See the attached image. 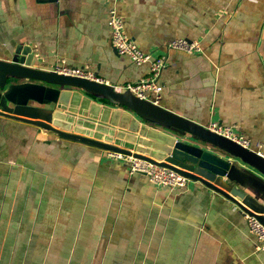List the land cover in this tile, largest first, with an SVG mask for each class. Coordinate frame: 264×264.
Wrapping results in <instances>:
<instances>
[{
	"label": "crops",
	"instance_id": "crops-1",
	"mask_svg": "<svg viewBox=\"0 0 264 264\" xmlns=\"http://www.w3.org/2000/svg\"><path fill=\"white\" fill-rule=\"evenodd\" d=\"M113 6L142 50L168 57L160 106L264 144V0H0V59L79 67L115 87L138 82L150 65L112 46ZM175 38L202 51L170 49ZM34 97L19 116L40 118ZM164 130L230 161L226 178L264 199L262 170ZM105 151L0 115V264H264L235 202L198 180L155 185Z\"/></svg>",
	"mask_w": 264,
	"mask_h": 264
},
{
	"label": "water",
	"instance_id": "water-1",
	"mask_svg": "<svg viewBox=\"0 0 264 264\" xmlns=\"http://www.w3.org/2000/svg\"><path fill=\"white\" fill-rule=\"evenodd\" d=\"M37 82L42 83L38 96L45 104L33 107L40 118H23L16 112L35 98ZM0 115L35 124L63 139L172 168L220 192L264 223L263 198L229 181L228 172L220 176L225 185L200 175L195 169L196 160L180 148L182 141L164 128L198 137L263 173L264 157L159 104L118 91L111 84L44 70L33 66L26 56L0 59Z\"/></svg>",
	"mask_w": 264,
	"mask_h": 264
},
{
	"label": "built area",
	"instance_id": "built-area-1",
	"mask_svg": "<svg viewBox=\"0 0 264 264\" xmlns=\"http://www.w3.org/2000/svg\"><path fill=\"white\" fill-rule=\"evenodd\" d=\"M108 24L111 29V44L118 54L129 56L137 65L146 63L150 65L149 74L138 82H130L120 87H114L118 91H128L140 99L159 104L163 91L160 77L163 69L168 64V57L142 50L136 41L126 32L124 18L116 6L111 7L109 10ZM168 46L170 49L181 50L189 54L202 51V46L199 41L189 40L187 38H175L169 42ZM52 71L63 75L106 83L95 72L79 67L56 65ZM206 127L264 157V144L262 142L253 143L250 138L240 133L235 125H223L218 121H212ZM105 153L109 160L127 162L131 174H144L152 183L158 186L182 189L187 188L192 181L184 174L172 168L160 166L145 159L110 150H106ZM243 214L247 220L250 233L256 239V250L264 251V223L254 214L246 211H243Z\"/></svg>",
	"mask_w": 264,
	"mask_h": 264
},
{
	"label": "trees",
	"instance_id": "trees-1",
	"mask_svg": "<svg viewBox=\"0 0 264 264\" xmlns=\"http://www.w3.org/2000/svg\"><path fill=\"white\" fill-rule=\"evenodd\" d=\"M180 148L196 160L195 169L200 175L225 185L220 176L229 172L231 163L227 159L188 143L182 142Z\"/></svg>",
	"mask_w": 264,
	"mask_h": 264
},
{
	"label": "rangeland",
	"instance_id": "rangeland-1",
	"mask_svg": "<svg viewBox=\"0 0 264 264\" xmlns=\"http://www.w3.org/2000/svg\"><path fill=\"white\" fill-rule=\"evenodd\" d=\"M38 88H39V87H36V88H35V92H34L35 95H38V94H37Z\"/></svg>",
	"mask_w": 264,
	"mask_h": 264
}]
</instances>
